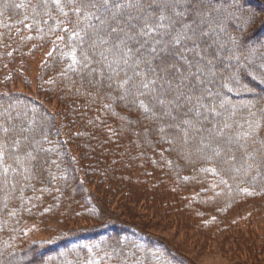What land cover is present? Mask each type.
<instances>
[{
	"label": "trees",
	"instance_id": "1",
	"mask_svg": "<svg viewBox=\"0 0 264 264\" xmlns=\"http://www.w3.org/2000/svg\"><path fill=\"white\" fill-rule=\"evenodd\" d=\"M212 1L232 16L229 24L244 43L241 49L232 48V52L243 58L250 54L249 45H253V53L263 67L257 72L252 69L251 76L246 72L238 77L230 73L217 77L222 86L220 94L227 102L225 111L237 109V129L244 139H257L255 148L259 151L264 148V1ZM192 2L187 3V8L192 7ZM91 3L103 6L100 0H0V67L5 66L0 68V80L6 81L7 77L14 80L17 68L27 63L28 57L51 49L40 70L37 95L16 91L0 93V111L7 110L0 114V186L7 179L13 181V187L18 185L13 190L9 184L0 188V264H16L17 258H21L18 264H88L103 263L104 259L116 264H192L159 236L124 220L104 216L109 215V204L120 195L136 204L144 199L153 200L158 211L180 214L186 225L193 221H197L196 226L201 223L209 237L229 236L237 240L243 231L233 223L232 210L247 196L264 194V173L243 164V154L239 156V163L248 172L243 178L233 175L230 169L236 161L234 157L187 163L172 156L177 150L168 141H162L165 135L153 139L152 133L157 130L150 121L153 120L150 91L140 89L134 97L127 95L131 99L125 102L127 110L116 94L119 87L125 93L127 85L123 81L128 68L140 72L145 69L142 66L146 67L143 63L136 68L132 66L139 44L129 45L136 54L133 53L127 66L120 62L124 71L120 73L125 76L118 79L120 86L112 90L111 86L94 85L91 75L105 72L100 62L109 65L120 60L119 53L109 43H101L99 37L107 41L109 38L104 32L110 33L118 20L127 19L129 11L121 9L122 16L117 21L108 19L111 12L103 14L105 25H110L105 29L96 19L101 13ZM135 9L133 16L143 10ZM149 10H153V17L159 16L154 6ZM188 11L185 19L192 17L189 13L193 9ZM219 20L211 19L209 25L216 26L209 35L220 36L225 32ZM159 22L154 18L145 23ZM96 45L98 49L92 50ZM178 46L181 45L176 50ZM98 53L101 61L95 59ZM223 54L228 57L227 52ZM9 66L13 67L14 74H7ZM236 78L244 82L247 92L236 88ZM149 79L155 80L153 76ZM91 88L94 92L97 88L98 93L94 94ZM52 101L58 102L61 108L64 116L61 121L50 107ZM12 110L26 114L27 126L37 130L35 138L28 139L27 143L23 140V125H15ZM145 115L149 121L141 119ZM139 119L146 127L140 138L136 132ZM32 139L41 162L28 166L26 151ZM242 170L236 172L240 174ZM20 178L22 184L18 181ZM75 204L79 209L85 208L86 215L98 217V222L51 241L24 242L21 224L25 218L39 217L43 222L62 206Z\"/></svg>",
	"mask_w": 264,
	"mask_h": 264
},
{
	"label": "rangeland",
	"instance_id": "2",
	"mask_svg": "<svg viewBox=\"0 0 264 264\" xmlns=\"http://www.w3.org/2000/svg\"><path fill=\"white\" fill-rule=\"evenodd\" d=\"M192 1L191 8L193 11L189 13L192 17L188 19L183 17L184 19L182 18V20L184 23L188 24H191L194 19L204 20L205 23L201 26L206 35L204 39L199 40V47L196 49L199 56H196L193 52H184V55L188 58L189 62L193 60L200 61L198 65L193 66L191 69L193 73H196L197 66L203 69V73H197V75L193 77L184 79L183 84H181V77L187 76L189 71L185 61L163 52L159 53V59L149 57L156 71L154 73L148 72L147 75L150 76L149 78L153 76L155 80L156 78L158 79V81L156 80V83L152 85V88H150V93L153 95L151 97L152 103L150 104V113H152L150 118L153 117V120L148 119L149 117L146 115L141 119L143 120L145 118L147 121L150 120L153 122V129L155 128L157 130L155 133H152L153 139L158 136H166V139L162 141L164 143L168 141V145L177 150V154L175 155L172 153V156L177 157L178 160H185L187 163H193L200 159L206 160L215 157H223L230 160L234 157L236 161L230 165V169L233 175H238V177L243 178L248 174V172L242 170L245 168L239 163V156L243 154V164L255 169L257 172L261 170V173H264V169H262L264 166V148H260L259 151H257L255 148L258 142L257 139L246 140L243 138V135L238 130V124L235 123V117L238 115L237 109L233 107L231 111H225L227 108L224 105L227 104V102L220 94L222 86L220 80L217 79L219 74L226 76L229 73L238 77L241 73L245 74L247 72L248 76H251L253 75V72H251L252 69H255L257 72L260 71V69L262 70L263 67L257 61L258 57L253 53V45H249V55L246 54L247 56L245 55L243 58H239V55H235L234 51L236 48L241 49L244 43L238 38L237 30L230 26L229 23L232 22V16L228 15L227 12L225 13L222 5L216 4L217 2L212 0ZM125 2H127V0H125ZM147 3L150 4L151 0H147ZM154 8L159 12V9L155 6ZM185 8L187 12L191 9L190 7L187 8L186 4L184 6H178L177 11H184ZM128 11L133 13L136 12V9L133 7L128 9ZM144 11L145 9L141 10V12H138L135 16H141ZM149 11H151L152 15H144V21L140 20V22H138L137 20H133L132 23L140 27L146 20L151 21L158 17H153V10ZM168 11L167 14L173 17H171L172 20H177V17L173 15L172 11ZM158 12L155 15H158ZM196 12H202L203 16L197 17ZM213 18H220L219 25L222 30L225 29V32L220 36L209 35L213 34L211 32L213 30L212 27L216 26L213 23L209 25ZM117 22L119 26L124 28L129 34H134V30L128 27L127 19L123 21L118 20ZM120 23H122V25ZM159 23L167 24V21H160ZM114 27H117V23ZM103 31H101V33H103ZM106 32H104V34L108 39L110 33L109 31ZM224 35H229V37H223ZM218 38L223 39L220 41ZM167 39L168 37H165V40ZM167 46L168 45L164 44L162 47ZM178 47L179 49L176 50L177 52L180 51L182 46ZM232 48H234L233 52L231 50ZM94 49H98L97 45L92 48V50ZM50 50V48L44 49L34 54V56L28 57L27 63L24 62V64L17 68V74L14 80H9L10 77H7L8 80L6 78V81L0 80V93H11L16 91L37 95V80L42 65L45 63L44 61L50 53ZM226 52L228 53V57L223 54ZM133 53L136 54V51H133ZM98 55L99 53L96 55L95 59L101 61ZM135 60L136 59H134V61ZM99 64L105 68V72L101 74L96 71L99 74L94 73L91 75L94 78V80H92L93 84L98 86L103 85L104 87L111 86L112 90L116 89L115 87L119 83L117 82L119 81L118 79H122V77L124 79L125 76H122L124 74L120 72L119 74L113 73L109 68L108 62H106V64L100 62ZM110 64L113 65L111 67L112 69H115L117 66L115 62H110ZM2 67L5 66L2 65L0 68ZM12 68V66H9V70L6 71L7 74H9L8 72L14 74ZM143 68L145 67L142 66V69ZM128 69L127 76H132L133 71H136L132 67ZM109 76L112 78L109 79ZM113 76L115 80H113ZM223 76H221V78L224 80ZM222 79L221 81H223ZM239 80L240 78L235 79L236 88L240 90V92H247L248 89L243 85L244 82H240ZM197 81H200V83H197ZM248 83L253 85L251 81ZM194 84L196 85L195 87H193ZM143 91L147 92L146 90ZM92 92L94 94L95 92L98 93V89L96 88L95 92L94 89H92ZM178 92L181 93L179 97H177ZM88 93H90L89 89H87V94ZM116 94L117 97L122 98V105L127 110L125 102H129L130 98L127 99V94L124 93V90L120 87L119 92ZM186 96H191V99H186ZM161 101L163 102L161 103ZM241 104L242 103H240V105ZM50 107L58 114L61 121L64 116L62 115L58 102L52 101ZM15 109H17V107ZM6 111H0V114L6 113ZM10 112L11 117L16 122L15 125H23L24 142L27 143V141H29L28 139L32 137L35 138L37 130L27 126L26 119L28 116L17 110H12ZM141 119H139V122H136V124L138 123L136 128L138 138H140L142 133H144L143 131L146 130V127L140 124L142 121ZM186 121L188 123H185ZM15 129H17V127H15ZM33 140L34 139H32L30 143L28 142L30 148L26 151V155L29 157L28 166H30L31 163L35 164L39 161L36 157L38 148L34 145ZM29 153L31 155H29ZM74 154H76V149H74ZM22 157L23 155L21 158ZM77 158L79 159L78 154H76V159ZM237 169L242 170L243 173L241 172L238 174L236 172ZM18 181L21 184L23 182L21 178ZM6 184L12 186L11 190H13L15 186H18L14 185L13 187V181L11 179L3 180V186ZM0 185H2V183H0ZM3 186H0V188L3 189ZM4 192L6 193V189L3 193ZM120 196L115 198V202L109 204V215L104 216L124 220L140 227L145 232L159 236L166 240L176 251L185 256L192 264H264V194H257V196L249 195L244 202L239 203L234 210H232L231 219L233 223L243 231V236L239 237L237 240L229 238V236L209 237V232L205 230L204 227L200 226L201 223L196 226L197 221H193V224L190 222L186 225V223L181 220L183 217L180 216V214L173 213L171 210L165 211L162 209L158 211L156 208L158 205L155 204L156 202L153 200L144 199L136 204L130 202L131 200L129 198H122V195ZM81 207L79 209V207H76V204L73 207L62 206L60 211L56 214L53 213L50 217L48 216L46 220L43 219V222L39 217L25 218L21 224L24 233V242L35 243L40 241H51L70 231L72 232L76 231V229L95 225L99 218L86 215L84 213L85 208ZM139 249L141 252L143 251V248ZM104 260L103 263L101 261H97L96 263L92 261L88 264H116L108 259ZM20 261L21 258L14 260L16 264ZM119 264L124 263L120 262Z\"/></svg>",
	"mask_w": 264,
	"mask_h": 264
},
{
	"label": "snow or ice",
	"instance_id": "3",
	"mask_svg": "<svg viewBox=\"0 0 264 264\" xmlns=\"http://www.w3.org/2000/svg\"><path fill=\"white\" fill-rule=\"evenodd\" d=\"M189 2L190 0H151V3L148 4L147 0H127L126 3H122L121 0H112L111 3L109 0H100V3L103 5L102 7L97 3L90 4L92 8L97 9L101 13V16H97L96 19L99 20L102 25H105V21L102 19L103 14L111 12L108 19L117 21V18L122 16L121 9H131L133 7L145 9V12L141 16H133L130 12L127 13L128 27L134 30V34H129L124 28H121L117 22V27L110 28L109 39L107 41L104 40L103 36L99 37L101 43H109L120 55V60L114 61L117 64L115 69H112L111 64H109L110 70L115 74H119V72L123 71L120 67V62L122 61L123 64L127 66L129 59H131L133 55L129 45H140V48L137 49V59L133 62L132 66L136 68L139 67L140 63H143L146 67L140 72L133 71L132 76H127L125 73L126 79L123 81V84L127 85L125 88V93L127 95H136L139 89L151 91L150 85H154L156 81L149 79L147 73H154L156 68L149 57L159 59V53L161 52L176 56L178 59L185 61L188 65L189 71L187 76L181 77V84H183L184 79L193 77L197 75V73H203V69L198 66L196 67V73H193L191 69L193 66L198 65L200 61L193 60L189 62L184 55V52H193L196 56H199L196 49L199 47V40L204 39L206 35L201 26L205 23L204 20L194 19L191 24L184 23L182 18L187 14V9L185 8L184 11H177L178 6H184ZM152 6L159 9V16L157 19L161 22L167 21V24L156 23L153 25L144 23L137 29V25L132 23V21H139L143 19L144 15L151 16L152 13L148 9ZM168 10L172 11L173 15L177 17V20H172L170 16L166 15ZM196 15L197 17H201L203 13L197 12ZM178 23L179 27H177ZM108 27H110V25H105V29ZM153 34L156 35L155 39H153ZM165 37H168V39L165 40ZM189 42H191V47L188 46ZM164 44L168 46L158 47ZM177 45L182 46L179 52L176 51ZM108 78L111 79V76ZM197 83H200V81H197ZM118 86L120 85L118 84ZM195 86L194 84L193 87ZM179 95H181V93L178 92L177 97H179ZM186 99H191V96H186ZM162 102L163 101H161V103ZM185 123L188 122L186 121Z\"/></svg>",
	"mask_w": 264,
	"mask_h": 264
}]
</instances>
